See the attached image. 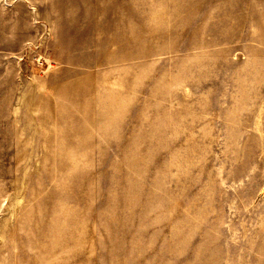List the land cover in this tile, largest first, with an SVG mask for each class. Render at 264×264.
Wrapping results in <instances>:
<instances>
[{"label": "rangeland", "instance_id": "374dc122", "mask_svg": "<svg viewBox=\"0 0 264 264\" xmlns=\"http://www.w3.org/2000/svg\"><path fill=\"white\" fill-rule=\"evenodd\" d=\"M0 264H264V0H0Z\"/></svg>", "mask_w": 264, "mask_h": 264}]
</instances>
